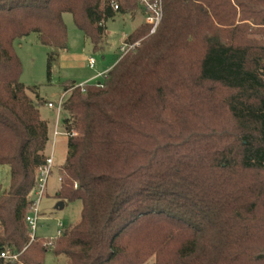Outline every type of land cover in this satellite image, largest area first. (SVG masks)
I'll return each mask as SVG.
<instances>
[{"label": "trees", "instance_id": "16d2710c", "mask_svg": "<svg viewBox=\"0 0 264 264\" xmlns=\"http://www.w3.org/2000/svg\"><path fill=\"white\" fill-rule=\"evenodd\" d=\"M162 1L156 31L139 25L126 41L140 46L102 80L65 87L63 125L78 135L67 137L56 196L82 211L50 248L68 264H264V41L248 37L251 24L264 35V0ZM138 9V0H0V166L10 171L0 252L20 253L0 264H44L48 250V240L30 243L26 216L49 127L14 41L37 33L67 50L71 13L98 50L106 22Z\"/></svg>", "mask_w": 264, "mask_h": 264}, {"label": "rangeland", "instance_id": "374dc122", "mask_svg": "<svg viewBox=\"0 0 264 264\" xmlns=\"http://www.w3.org/2000/svg\"><path fill=\"white\" fill-rule=\"evenodd\" d=\"M63 19L68 33L67 50H60L41 44L37 33H31L14 41V49L22 63L21 81L26 87L30 89L35 88L40 94L43 99L39 107L40 114L48 123L50 129L45 153L47 156L53 155L54 167L48 178L45 193L38 203L39 220L35 233L37 238L49 241L51 239L55 240L59 235V231L65 232L78 222L81 216L82 202L80 200L66 202L65 206L62 207L63 202L56 196L63 182H60L59 177L66 178L65 173L61 171L67 154V136L63 133L65 130L63 125L65 113L61 112L60 118H58L57 109L49 108L46 102H57L62 96L67 83L75 82V85H81L95 82L97 78L86 82L81 81L91 77L96 73V70L110 65L119 56L121 57L120 46L122 42L120 35L131 34L144 21L140 9L136 10L134 14L131 12L116 14L115 17L106 22V34L102 40V48L95 50L84 32L77 27L71 13H64ZM245 22L249 23L248 21ZM251 28L248 37L259 42L264 41V35L255 32V30L261 29V26L251 24ZM147 35H150V33ZM143 39L137 40L135 47H139ZM52 52L60 53V57L52 61L51 72L49 74L48 56ZM83 54L92 55L95 58L97 63L96 70H92L89 67ZM28 93L33 95L31 90H28ZM56 127L63 134L57 136L54 146L53 133ZM9 185V167L0 166V195L9 188ZM32 196L34 199L37 198L35 193ZM45 243H48V241ZM44 264L68 263L65 256L55 255L53 249L48 246V250L44 256ZM145 264H155L154 257L150 258Z\"/></svg>", "mask_w": 264, "mask_h": 264}, {"label": "built area", "instance_id": "2783aa9c", "mask_svg": "<svg viewBox=\"0 0 264 264\" xmlns=\"http://www.w3.org/2000/svg\"><path fill=\"white\" fill-rule=\"evenodd\" d=\"M140 4V10L143 13L144 16V23L149 24L151 26L150 29V34H153L158 25L160 24V21L163 17V1L162 0H138ZM113 8L115 10L119 9L118 4L116 2H113ZM136 43H128L126 40H124L120 46V51L122 52L121 56L127 54L135 48ZM86 59L88 61V64L91 68L95 67V58L92 55L86 56ZM105 74H101L100 76H104ZM86 84V83H85ZM82 88L84 91V84L77 85ZM67 95V91H64L62 96L57 102L49 101L47 102V106L50 108H55L58 111V118L59 115L61 114L62 111V106L63 102L65 100V97ZM67 137L69 135H78V132L75 130H72L71 134L68 130H64L63 132ZM62 132L59 131V128L56 127L54 130V138L59 136L60 134H63ZM54 167V157L48 156L46 162L44 165L40 166L38 168V181H37V186L33 193L37 195V198L34 199L32 194L30 196L31 199V205L29 208V212L26 216V223L29 227V235H30V243L35 239L36 235V230L38 226V220H39V210H38V203L42 199L45 190L47 188V181L52 173V169ZM60 182L63 181V177H59ZM74 187H77V183H74ZM62 232L59 231L58 234L60 235ZM58 235V236H59ZM46 246L51 247L52 243L51 241L48 240V243H45ZM20 253L14 252L10 248H5L0 252V258L4 259L6 261H9L10 263H13L18 260Z\"/></svg>", "mask_w": 264, "mask_h": 264}, {"label": "crops", "instance_id": "0c3cea01", "mask_svg": "<svg viewBox=\"0 0 264 264\" xmlns=\"http://www.w3.org/2000/svg\"><path fill=\"white\" fill-rule=\"evenodd\" d=\"M140 12H141V10H140ZM135 13V12H134ZM133 13V14H134ZM141 14H142V16H143V13L141 12ZM143 18H144V16H143ZM144 20V19H143ZM142 23H144V21H142L139 25H141ZM138 25V26H139ZM137 26V27H138ZM130 35V34H129ZM129 35H126V34H121L120 35V38H121V42H123L124 40H126L127 38H128V36ZM86 56H89V55H86V54H83V57L85 58V60L87 61V59H86ZM60 57V53L58 54V58ZM57 58V59H58ZM120 59V56L113 62V63H111L110 65H108V66H104V67H102V68H100L99 70H96V65H97V63H95V67L94 68H91L90 66V68L92 69V70H96V73L95 74H93L91 77H89V78H87V79H85V80H83V81H81V82H86V81H88V80H91V79H94V78H97L95 81H100V80H102L101 79V77L102 76H100L101 74H106L115 64H116V62L118 61ZM87 63H88V61H87ZM89 65V64H88ZM103 78V77H102ZM75 83V82H74ZM64 93V92H63ZM41 97V96H40ZM42 99V98H41ZM43 100V99H42ZM46 104H47V102H46ZM50 108V107H49ZM49 127V126H48ZM49 135H50V129H49ZM53 136H54V133H53ZM56 139H57V137H55L54 138V146H55V144H56ZM67 155V154H66ZM64 206H65V204H64ZM63 206V207H64Z\"/></svg>", "mask_w": 264, "mask_h": 264}, {"label": "water", "instance_id": "95a60500", "mask_svg": "<svg viewBox=\"0 0 264 264\" xmlns=\"http://www.w3.org/2000/svg\"><path fill=\"white\" fill-rule=\"evenodd\" d=\"M64 206V203H62V207Z\"/></svg>", "mask_w": 264, "mask_h": 264}]
</instances>
